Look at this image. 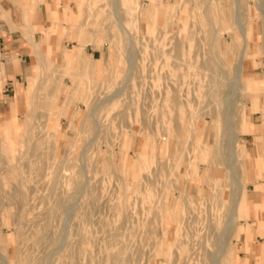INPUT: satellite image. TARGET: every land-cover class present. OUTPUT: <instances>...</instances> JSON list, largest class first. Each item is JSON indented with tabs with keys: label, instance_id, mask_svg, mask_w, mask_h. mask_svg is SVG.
I'll return each instance as SVG.
<instances>
[{
	"label": "rangeland",
	"instance_id": "1",
	"mask_svg": "<svg viewBox=\"0 0 264 264\" xmlns=\"http://www.w3.org/2000/svg\"><path fill=\"white\" fill-rule=\"evenodd\" d=\"M80 3L72 23L87 42L76 47L66 37L72 50L58 60L47 51L44 69L33 48L11 127L0 122L4 262L211 264L225 242L235 180L248 198L264 186V156L255 154L263 135L245 132L249 106L257 112L255 99L264 98V86L251 87L253 76L264 77V0ZM245 30L244 84L231 89ZM104 49L105 62L96 58ZM80 51L95 80L74 58ZM231 132L238 155L227 168ZM184 167L207 185L204 195L188 193ZM251 202L243 198L240 212L250 216ZM249 216L239 217L220 264H236ZM263 221L255 222L261 235Z\"/></svg>",
	"mask_w": 264,
	"mask_h": 264
},
{
	"label": "crops",
	"instance_id": "2",
	"mask_svg": "<svg viewBox=\"0 0 264 264\" xmlns=\"http://www.w3.org/2000/svg\"><path fill=\"white\" fill-rule=\"evenodd\" d=\"M80 1L0 0V122L11 127L10 119L13 118V104H18L22 91L21 83L29 73L30 65L27 64V61L32 62V39L41 43L43 50L54 52L56 60L63 59L65 48L72 50L68 47L71 43L66 37L77 40L75 41L76 47L78 45L83 46L87 42L86 36L81 31L82 26L72 23L77 19L81 6ZM25 10L30 14L29 24L32 25L30 33L25 31L27 26ZM96 52V56H98L96 58H102L104 62L107 60L108 56L105 49ZM258 85L264 86V77L253 76L252 90L259 92ZM255 100H258L260 110L255 112L252 110V105L249 106L252 121L250 114L246 119L252 124L245 129V132L250 133V135L257 132V134L264 136L263 114L259 112L264 110V98L262 100L258 96ZM260 113L261 115H258ZM253 116L260 118V121L255 122ZM263 136H259L258 148L255 150L256 155L264 156ZM254 161H256L255 155ZM188 171L189 168L184 167L180 172V176L186 181L188 193L192 195L202 193L204 195L208 189L207 185L201 186L198 180L188 179ZM250 190L252 192L251 198L244 196L246 205L249 201L253 202L250 203L252 206L250 216L249 211L246 212L244 207L240 212V216H249L247 223L249 222L250 227H244L241 223L239 225V234L236 236V239H241L236 243L239 245V250L235 248L234 254L231 255L236 256V264H264V231L262 230L263 235L259 234V227L255 226L256 221L264 220V212L261 213L262 211L259 210L260 207L264 208V186L256 185L254 189ZM261 226L264 227V221Z\"/></svg>",
	"mask_w": 264,
	"mask_h": 264
},
{
	"label": "bare ground",
	"instance_id": "3",
	"mask_svg": "<svg viewBox=\"0 0 264 264\" xmlns=\"http://www.w3.org/2000/svg\"><path fill=\"white\" fill-rule=\"evenodd\" d=\"M119 1V0H118ZM238 4V3H237ZM118 5V4H117ZM26 11V17H27V14L29 13L27 10ZM118 11V10H117ZM173 20V19H172ZM245 32V45H244V50H243V53L242 55L240 56L239 58V67L237 68V71L238 73L232 77V78H229L228 82H229V87H232L235 85H232L235 81V83L237 82L239 84V88L241 87V85L244 84L243 80H242V77H243V74H244V71H245V61H244V55L245 53H247V50H248V47H249V42L247 41V35H246V30L244 31ZM129 36V39H130V42H134V39L131 37L130 34H127ZM32 41V45H33V48H34V53L36 55V57L38 58V60L40 61L41 63V66H42V69L46 68V64H45V59L49 58L48 55H47V50H43L42 49V44L39 43V42H36L35 40H31ZM135 43V42H134ZM182 48V47H181ZM183 51V50H182ZM82 53V51L78 52L76 54V56H74V58L76 60H78L77 62L83 66L84 68V71H85V78H88V77H91L93 80H95V77L97 75V71L95 70V66L94 64L92 65H89L88 62H87V59H82L80 60V54ZM88 58V57H87ZM91 58V57H89ZM93 60V59H92ZM97 65V64H96ZM220 65V64H219ZM219 67V66H218ZM41 69V70H42ZM223 69V68H221ZM224 70V69H223ZM43 71V70H42ZM222 71V70H221ZM224 72V71H223ZM65 74L63 73L62 76L60 77V81L56 84V87H60L62 85V82H63V78H64ZM227 77V76H226ZM89 79V78H88ZM223 80V79H222ZM237 83H236V86H237ZM228 87V90L230 89ZM234 88V87H233ZM236 88V87H235ZM238 88V86H237ZM234 91V90H233ZM236 91V89H235ZM229 92V91H228ZM238 92V91H237ZM226 94H227V91H226ZM229 95V94H228ZM228 98H230V96H228ZM227 98V99H228ZM231 99V98H230ZM233 99V98H232ZM231 99V100H232ZM110 100V99H109ZM112 101V100H110ZM228 102V101H227ZM52 106H54L52 104ZM228 106V105H227ZM180 107V106H179ZM54 109V107H52ZM232 113V112H230ZM61 115V114H60ZM231 115V114H229ZM228 116V115H227ZM232 118V117H231ZM234 119V118H233ZM231 121H234V120H231L230 117L228 116V119L226 120V123H227V126L229 127L230 130H232L234 128L233 124ZM234 131V130H233ZM232 133V134H231ZM231 139L228 140V143H227V146L230 147V151H229V155L227 156L228 157V163H227V168H230L231 165H235L233 164V159L235 158L234 156L238 155V151L236 150V145L238 144V134H235V132H231ZM232 139H233V142H232ZM177 141V140H176ZM231 144H233V146H231ZM234 157V158H233ZM233 158V159H232ZM179 161V160H178ZM178 165V163H177ZM235 184H236V187H235V192H236V196L232 199L231 201V210L228 214V219L226 220V222L224 223V228L225 230L222 231L221 235H224V244L221 245L220 247H218V250H217V255L218 257L216 256L215 260L213 259L212 263L211 264H220L221 261H223V257L226 256V252H227V249L229 247V244L231 242V239L232 237L234 236L235 234V231H236V226H237V222H238V219H239V216H240V206H241V203L243 201V198H244V191H243V188L245 187L244 184H242L241 182L235 180ZM233 191V190H232ZM163 199V198H162ZM163 201V200H162ZM230 202V201H229ZM179 234V228H178V231H177V234L176 236ZM229 250V249H228ZM0 254L2 255L1 256V259L3 261V264H6L4 261H5V256L3 253L0 252ZM229 262V259H227L225 261V263Z\"/></svg>",
	"mask_w": 264,
	"mask_h": 264
}]
</instances>
